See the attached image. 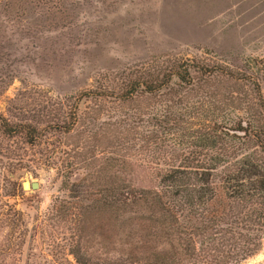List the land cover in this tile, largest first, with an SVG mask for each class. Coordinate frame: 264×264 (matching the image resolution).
I'll return each mask as SVG.
<instances>
[{
    "label": "trees",
    "instance_id": "obj_1",
    "mask_svg": "<svg viewBox=\"0 0 264 264\" xmlns=\"http://www.w3.org/2000/svg\"><path fill=\"white\" fill-rule=\"evenodd\" d=\"M32 8L31 0H0L3 16L27 17ZM179 68L128 69L118 84L49 100L31 120L0 113L5 196L22 192L24 148L40 145L49 134L61 137L49 149L66 159L64 168L57 167L63 195L52 200L47 220L69 240L78 264H234L253 251L238 250L248 243L241 210L257 215L255 230L264 231L259 84L239 69ZM235 108L244 109L247 119ZM231 188L236 193L227 194ZM0 202V264H6L8 253L14 261L24 243L27 220L14 204ZM219 234L224 245L216 241ZM90 243L99 248L94 254Z\"/></svg>",
    "mask_w": 264,
    "mask_h": 264
},
{
    "label": "rangeland",
    "instance_id": "obj_2",
    "mask_svg": "<svg viewBox=\"0 0 264 264\" xmlns=\"http://www.w3.org/2000/svg\"><path fill=\"white\" fill-rule=\"evenodd\" d=\"M46 1L48 8L45 1L37 7L31 0L34 8L27 12L29 17L0 13V113L4 116L31 120L55 97L118 84L128 69L152 72L175 63L181 65L179 69L195 64L239 69L259 84L264 98V0ZM86 102L80 103V110L87 109ZM138 105L144 110L145 105ZM243 110L235 108V114L247 119ZM101 118L108 120L105 115ZM48 136L40 145L24 148L28 161L20 181H38L39 187L22 188L15 196L0 190V201L14 204L27 220L24 243L14 261L12 251L8 253L6 264H78L68 251L69 240L47 220L52 200L63 195L57 167L64 168L66 162L64 154L57 151L53 157L49 149L52 143L59 145L61 137ZM220 175L214 176L219 190ZM233 193L232 188L227 191ZM258 196L264 200L263 193ZM240 217L248 228L247 239L243 238L248 243L242 242L238 250L253 251L234 264H264V231L255 230L260 218L253 213L246 216L243 209ZM215 238L224 245L222 235ZM92 244L94 254L99 248L94 243L88 246Z\"/></svg>",
    "mask_w": 264,
    "mask_h": 264
},
{
    "label": "water",
    "instance_id": "obj_3",
    "mask_svg": "<svg viewBox=\"0 0 264 264\" xmlns=\"http://www.w3.org/2000/svg\"><path fill=\"white\" fill-rule=\"evenodd\" d=\"M39 187V182L38 181H30L28 179H25L22 181V188L23 189H29L33 190Z\"/></svg>",
    "mask_w": 264,
    "mask_h": 264
}]
</instances>
